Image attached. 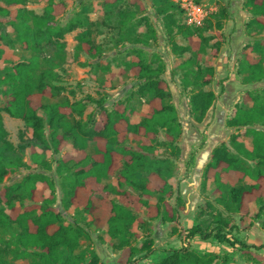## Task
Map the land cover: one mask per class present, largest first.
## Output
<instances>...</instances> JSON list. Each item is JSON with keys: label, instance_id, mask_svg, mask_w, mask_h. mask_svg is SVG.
Returning a JSON list of instances; mask_svg holds the SVG:
<instances>
[{"label": "trees", "instance_id": "obj_1", "mask_svg": "<svg viewBox=\"0 0 264 264\" xmlns=\"http://www.w3.org/2000/svg\"><path fill=\"white\" fill-rule=\"evenodd\" d=\"M0 1L5 5L0 6V23L6 22L15 32L13 39L0 27V41L12 46L15 40L24 50L33 53L29 59L10 62L3 74L0 71V184L25 165L22 161L25 149H29L35 163L44 170H51V165L37 149L59 154L70 142L74 153H64L55 161V171L63 177L61 205L63 209L81 208L90 216L91 223L106 227L109 238L115 240L112 248L120 252L118 264H228L226 256L196 253L188 246L170 249V253L158 260L146 262L142 260L147 258L152 240H145L140 248L131 243L136 236L131 227L142 208L147 218H160L163 222L174 221L177 214V209L166 199L172 196L169 179L173 176L174 160L180 155L178 139L182 127L168 84L162 78L161 58L148 61L143 51L136 49L128 62L129 71L138 80L136 93L145 98L147 104L146 112L137 122L131 121L123 101L115 102L108 109L102 97L56 100L66 90L56 84L60 77L53 69L57 65L56 58L63 60L65 35L80 29L75 36V50L90 57L102 52L91 37L93 23L84 16L85 7L61 25L56 17L64 12L62 1L48 0L41 14L23 7L28 0ZM104 1L112 5L117 0ZM152 6L162 18L171 52L179 57L190 54L179 65L186 69L181 88L188 98L190 117L200 123L215 102L216 94L204 89L214 81L213 67H202L198 61L207 49L215 56L225 44L226 37L221 30L230 13L227 7H221L213 14V33L204 35L209 26L178 21L176 14L180 7L173 0H152ZM243 7L253 15L245 27L255 26L264 31V0H244ZM133 14L125 13V18ZM146 26L147 30L136 37V42L148 43L155 38L154 31L147 23ZM131 32L132 26L122 37L127 38ZM177 37L186 44L178 43ZM47 46L54 51L50 58L42 56ZM263 48L264 40L249 46L251 53L261 54ZM251 53H245L239 64L244 83L264 78L262 58ZM2 54L0 48V60ZM193 66L196 69L189 71ZM68 92L73 94L71 90ZM85 102L96 105L97 116L89 114L82 120ZM241 103L225 120V127H246L251 148L245 146L238 133H231L228 144L222 142L212 149L202 169L200 185L204 189L212 179L218 193L216 203L228 213L243 216L249 212L250 203L264 199V129L256 127L264 128V90L246 91ZM247 103L250 106L243 107ZM2 112L21 119L31 131V137L25 138L20 131V143L13 145L7 138ZM90 144L93 152H88ZM230 148L235 153H231ZM246 161L254 164L248 165ZM111 176L116 186L103 183L102 180ZM47 189L49 194L45 196ZM54 193L53 180L43 173L25 174L19 181L0 188V228H16L13 240H5L0 235V264H9V256L21 259V264H100L95 251H90L89 260L75 253L80 239L87 233L78 221L64 223L60 209L54 206ZM150 199L155 203L150 204ZM23 201L28 203L23 205ZM213 224L210 230L194 225L184 231V238L189 240L198 235L231 248L239 244L241 251H247L249 246L231 234L232 226L220 212L214 215ZM249 259L253 264H264L261 254L253 253Z\"/></svg>", "mask_w": 264, "mask_h": 264}, {"label": "rangeland", "instance_id": "obj_2", "mask_svg": "<svg viewBox=\"0 0 264 264\" xmlns=\"http://www.w3.org/2000/svg\"><path fill=\"white\" fill-rule=\"evenodd\" d=\"M54 1H62L65 5L64 12L56 17L61 25L65 24L75 13H80L84 6V16L93 23L91 37L102 48L99 56L90 57L75 50L77 43L75 36L80 29L65 35L63 60L58 61L56 58L57 65L53 69L60 77V82L56 84L63 85L66 90L56 100L68 98L73 101L85 99L86 96L94 99L102 97L105 99V106L108 109H111L115 102L123 101L131 121L137 122L146 112L147 104L145 98H140L136 93L138 80L129 71L128 62L136 49L143 51V55L148 61H153L159 56L163 62L162 78L168 84L182 127V134L178 139L180 155L174 160L173 176L169 179L172 196L166 199L171 206L177 209V214L174 221L163 222L160 218H147L144 208L136 213L138 220L131 227V231L136 233V236L131 243L140 248L145 240L151 239L153 242L147 258L142 261H156L170 253V249L185 246L196 253L211 252L219 258L226 256L228 264H253L249 259L253 257V253L264 256V199L250 203L249 212L240 216L238 213L224 211L223 207L216 203L218 193L215 192L212 179L207 181L204 189L200 185L202 169L209 160L212 149L222 142L228 144L231 133H238L239 139L244 142L245 146L251 148V137L245 133L246 127L239 129L225 127V120L233 115L237 105L242 104V97L246 91L264 90V78L258 82L244 83L243 75L239 73V64L244 58V54L251 53L249 46L264 40V31L255 26L245 27L253 15L243 7L244 0H173L180 7V11L176 14L178 21L200 27L209 26L204 30V35L213 33V14L217 13L221 7H227L230 13L229 19L223 22L221 30L226 37L225 44L215 56L207 49L201 60L198 61V65L202 67H213L214 81L204 89H210L216 94L215 102L200 123L190 117L188 98L181 88V78L186 69L179 65L190 54L187 53L179 57L171 52L162 18L156 15L152 0H117L112 5L106 4L104 0ZM47 2L48 0H28L23 7L35 14H41ZM0 6L5 7L1 1ZM128 12L134 14L125 18V13ZM146 23L154 31L155 38L150 39L148 43H138L135 39L138 35L145 33ZM0 25L14 39V29L4 21ZM131 26L133 32L127 38L122 37L125 30ZM176 41L186 44L180 37H177ZM0 48L3 50L0 60L1 74L5 67H9L10 62L29 59L33 54L29 50H24L15 40H13L12 46L0 41ZM53 54V48L47 46L42 56L50 58ZM251 54L254 57L260 56L264 65V48L261 54ZM194 69L196 66L191 67L189 71ZM69 90L73 91V94L69 93ZM248 106L250 103L243 105V107ZM39 114L42 115V112ZM89 114L97 116V108L94 103L85 102L82 120H86ZM2 118L8 132L7 138L13 145L17 146L20 143V131L23 132L25 138L31 137V131L21 119L12 118L4 112H2ZM256 127L264 129L260 125H256ZM74 151L70 142L59 154H54L51 150L37 149L39 155H42L51 165V170H44L40 164L33 161L29 149H25L22 153V161L25 165L19 168L15 174L6 177L0 184V188L19 181L28 173L47 175L54 182V206L60 209L64 223L78 221V225L82 226L87 233L80 239L75 253L83 260H89L90 251H95L99 256L100 264H118L117 258L120 252L112 248L111 243H115V240L109 238L106 227H97L91 223L90 216L85 214L81 208L63 209L61 205L60 185L63 177L56 173L55 161L64 153H74ZM88 152H93L91 144L88 146ZM230 152L235 153L231 148ZM246 164L253 165L254 163L246 161ZM102 181L104 184L116 186L113 176ZM246 182H250V180L246 179ZM37 186L40 187L41 184L38 183ZM48 194L49 190L47 189L44 191V195ZM27 203L28 201H23L22 204ZM149 203L154 204L155 200L150 199ZM217 212L228 219L232 226L231 234L249 246L247 251H241L242 247H239V244L235 248H231L225 243H218L213 239L204 240L198 235L189 240L184 238V231L194 225H200L207 230L212 229L214 226L213 217ZM15 231V227L13 229L0 228V235L5 240H13ZM8 263L21 264L22 261L9 256Z\"/></svg>", "mask_w": 264, "mask_h": 264}]
</instances>
